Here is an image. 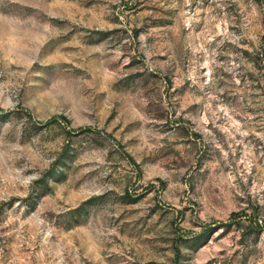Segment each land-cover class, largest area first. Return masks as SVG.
Segmentation results:
<instances>
[{
	"label": "rangeland",
	"instance_id": "374dc122",
	"mask_svg": "<svg viewBox=\"0 0 264 264\" xmlns=\"http://www.w3.org/2000/svg\"><path fill=\"white\" fill-rule=\"evenodd\" d=\"M263 35L264 0H0V264H264Z\"/></svg>",
	"mask_w": 264,
	"mask_h": 264
},
{
	"label": "trees",
	"instance_id": "16d2710c",
	"mask_svg": "<svg viewBox=\"0 0 264 264\" xmlns=\"http://www.w3.org/2000/svg\"><path fill=\"white\" fill-rule=\"evenodd\" d=\"M256 55H257V57H256V59H254L255 62H257V58H259V59H264V35H263V40H262V43H261V47L259 48V51L256 52ZM29 116H30V115H29ZM30 117H31V116H30ZM48 122H49V123H52V122H59V121H58V119H56V118H52V119H50ZM80 209H81V207L77 208V210H80ZM250 224H251V225H254L255 228H256L258 231L260 230V226H261V224L259 223L258 219H256V220L251 219V220H250ZM220 227H221V226H220ZM218 228H219V227H213V228L210 229V231H216Z\"/></svg>",
	"mask_w": 264,
	"mask_h": 264
}]
</instances>
